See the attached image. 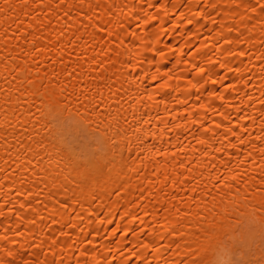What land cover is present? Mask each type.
<instances>
[{
    "label": "bare ground",
    "instance_id": "obj_1",
    "mask_svg": "<svg viewBox=\"0 0 264 264\" xmlns=\"http://www.w3.org/2000/svg\"><path fill=\"white\" fill-rule=\"evenodd\" d=\"M112 3L0 0V119L8 122L0 128V188L15 202L0 197L10 214L0 222L24 221L14 224L11 249L23 233L31 237L28 248L20 245L25 264H213L217 245L236 237L252 245L250 261L264 260V157L257 154L264 0H115L118 7L109 11ZM158 34L159 46L145 50ZM228 51L226 65L219 53ZM142 53V60L134 58ZM208 77L204 89H170ZM131 79L141 87H129ZM148 91L151 99L135 108ZM43 103L88 126L72 129L64 154H49L57 129L40 117ZM164 104L175 106L167 119L178 120L183 135L169 128L155 147L146 141V152L118 145L144 120H156L148 126L163 131ZM21 175L16 188L12 181ZM228 180L248 195L217 217L212 231L194 227L193 218L207 219L203 205L232 187ZM253 218L256 228L248 231Z\"/></svg>",
    "mask_w": 264,
    "mask_h": 264
},
{
    "label": "clouds",
    "instance_id": "obj_2",
    "mask_svg": "<svg viewBox=\"0 0 264 264\" xmlns=\"http://www.w3.org/2000/svg\"><path fill=\"white\" fill-rule=\"evenodd\" d=\"M196 2H199V0H196ZM213 3V2H212ZM211 4V3H210ZM83 7V6H81ZM105 7L108 8L109 11L112 10L113 7H118V5L115 4V0H113V3L110 5H105ZM173 7H176L174 5ZM115 16L116 14L113 13ZM190 19H195V17H186ZM234 19V18H233ZM243 21H241L242 23ZM102 23V21H101ZM109 23H112V20L109 19ZM243 24V23H242ZM91 26V25H90ZM264 27V24L261 25ZM243 30V29H242ZM247 32V29H246ZM262 33H264V30H261ZM159 34L153 38V39H148V43L144 45L145 50L149 48H156L160 44L159 40ZM261 38H264V35L260 36ZM149 45L151 47H149ZM239 44V39L234 40V43L232 45L233 49H235ZM233 51H228L227 53H223L221 55V52L219 55L222 57L221 62L224 63L226 57L232 56ZM126 54V53H125ZM238 55V52H237ZM143 53L138 56L134 57L135 59H141L142 60ZM261 60L264 59V49H262L261 54H260ZM131 59V58H130ZM132 60V59H131ZM133 61V60H132ZM226 64V63H224ZM155 69L158 72L159 71V65L155 64ZM228 65V64H226ZM179 68L180 65H177ZM147 70L145 72L148 74V76L151 77L152 75V70H151V65L146 66ZM244 68V66L242 67ZM250 71H253L249 68H245V70L239 72L241 76L245 73H249ZM174 74V73H173ZM259 75L261 76V82L264 83V69H261ZM165 77L161 76L160 79H164ZM211 79V77H208L203 80V82H195L194 84H179V83H174L173 85L170 86V89H183V90H189L193 88H200L206 84H208V80ZM140 80V79H139ZM245 78H241L237 81H243ZM142 81V80H141ZM197 81V80H196ZM127 84L129 87H135V88H140L141 85L138 83L137 79H131L127 81ZM247 85L246 84H241L240 88H245ZM238 89V91L240 90ZM166 89L162 87L159 91L162 93ZM81 97L88 96V92H81L79 93ZM151 93L148 91L147 93L139 96L137 99L140 100L139 104H136L135 100V108L141 106L142 102L146 103V100L144 98L150 97ZM186 100V99H184ZM87 104L92 105L94 103V98H90L86 101ZM175 104V102H174ZM179 107H186L187 105L181 102ZM161 105L157 103L155 105V108H160ZM175 106L172 108H169L167 104L163 105V112L159 115V123L163 131H161L158 128H153L152 126L149 127L148 125L155 124L156 120H144L142 123L139 124L138 127L134 129V131L131 133L129 136H122V139L120 140L119 146L122 144L123 147H126L127 149H131L132 151L135 150V152H140V151H148V144L146 141L151 138L153 143L152 146L155 147V141L156 140H162L164 135L168 133L169 128L173 129V132L177 135H183V129H177L176 128V123L178 120H172L171 125L169 124V120L167 119L168 113L175 112ZM67 111L65 108H60L58 105H50L47 103H43L41 106V111H40V117L45 118L46 120L49 121L50 125H53L57 129V139H54L57 147L54 149H50L49 154H51L52 151H55L56 153H65L67 152V148L64 147V145L67 142H70L69 138L71 136V131L73 128H75L78 131H87L88 126L84 123L83 119H80L79 117H69L66 118L64 116V113ZM93 111L94 108H93ZM231 114L229 113V116ZM84 119H87L85 117ZM114 119H116L114 117ZM182 119V118H181ZM7 118L0 119V128H4L7 126ZM260 138H259V148L257 150V154L264 157V122L261 123L260 125ZM227 135V133L225 134ZM243 138V137H242ZM211 142V138H209ZM107 143V142H106ZM18 156V155H17ZM72 158V157H71ZM87 157L84 155L78 156L76 159L77 160H85ZM69 159V157H68ZM57 163L56 160H48L45 161L46 165H55ZM238 169H232V174H235L238 172ZM249 176H252L253 173H249ZM3 176H0V179H2ZM239 178V177H238ZM23 179L22 175L13 179L12 183L16 188H20V180ZM261 179L264 180V176H261ZM30 187L28 181H24L23 184H25ZM226 184L232 185V187L227 188V189H221L222 192H224V195L219 198L217 201H212L211 207H209L208 203H205L203 207L205 209H208V212H205V215L207 219L203 222H201V219L198 218H193L191 220L192 224L194 227H199L200 229L204 231H212L213 228L209 227L210 224L214 225L217 223V217H227L229 213L234 212L235 205L238 201H241L243 197H246L248 195V189L241 187L240 185L236 184L235 180H228L225 182ZM253 183H255L253 181ZM55 187V185L53 186ZM251 187V186H249ZM22 190V189H21ZM9 192L4 191L2 188H0V197L3 198V204H9L11 203L15 205L14 200L12 199V196L8 194ZM261 194H264L262 192ZM203 199V198H201ZM195 207V205H193ZM199 211L196 212V217H199L198 215ZM209 213H211V217H209ZM10 217V214L6 211H4V207L0 206V218H7ZM187 219V218H186ZM16 223H24V221H16L13 224H9L6 221L5 222H0V242H3L5 246L0 247V264H25V258L21 255V247L20 245L23 246V248H28L29 244L31 242V237L26 235V234H21L22 237V242H20L17 245V248L15 250H12L10 245L13 243V241L16 240V228L14 227V224ZM246 228L248 231H254L256 228V222L253 219H250L246 222ZM188 237H186L187 239ZM252 245L246 240V239H240L237 240L236 237H230L220 244L217 245L216 251L214 253V261L213 264H264V260H253L250 261L248 259V253L250 250V247ZM239 248L240 250L237 251L236 249ZM143 249L139 254H142ZM27 264H33V260H28ZM37 264H45V261L43 259H39L37 261ZM91 264H96L95 260H91ZM120 264H127V260L121 259ZM194 264V262H193ZM196 264V262H195Z\"/></svg>",
    "mask_w": 264,
    "mask_h": 264
},
{
    "label": "snow or ice",
    "instance_id": "obj_3",
    "mask_svg": "<svg viewBox=\"0 0 264 264\" xmlns=\"http://www.w3.org/2000/svg\"><path fill=\"white\" fill-rule=\"evenodd\" d=\"M262 7H264V6H262ZM200 71L203 72L204 70L203 69H200ZM213 83H215V81H213ZM149 99H151V97H149Z\"/></svg>",
    "mask_w": 264,
    "mask_h": 264
}]
</instances>
